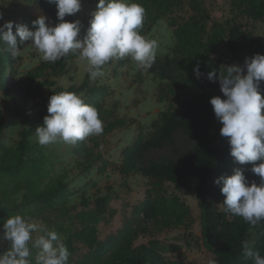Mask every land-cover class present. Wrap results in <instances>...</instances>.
I'll list each match as a JSON object with an SVG mask.
<instances>
[{
  "label": "trees",
  "instance_id": "16d2710c",
  "mask_svg": "<svg viewBox=\"0 0 264 264\" xmlns=\"http://www.w3.org/2000/svg\"><path fill=\"white\" fill-rule=\"evenodd\" d=\"M29 1L51 21L61 22L57 20L55 4L48 3V0ZM202 1L132 0L145 9L140 31L142 36L146 38L158 21L166 20L175 40L170 60L174 74L170 78L159 75L157 100L167 103V108L152 122L150 134L144 133V126L137 119L119 117L117 103L108 108L106 99L111 95V87L98 82L92 84L88 73L79 86L45 90L46 87H53L54 79L68 72L76 56L70 54L54 64L41 61L23 78L15 81L21 57L13 58L5 50L6 43L0 44L1 95L23 119L16 148L0 144V177L4 179L0 203H3L5 212L27 208L20 215L29 218V222L37 219L53 223L65 235L64 244L70 252L67 264H182L172 263L166 258L168 253L178 251L180 247L167 245L159 237L164 233L189 230L192 226L191 210L179 196L167 192V185L175 191L195 196L200 211L202 246L211 252V260H215L216 264H253L251 257L243 255V241L264 256V222L251 227L241 217L226 213L222 205L224 197L220 192L221 186L214 183L222 175L231 176L236 169H242L249 182L254 181L258 185L260 178L250 171L251 163L241 165L231 157L228 138L220 135L222 124L216 120L209 103L213 97H224L218 80L210 82L207 79L211 71L219 73L222 67L233 64L243 68L245 58L264 55V32L258 36L248 30L250 23L264 24V0H225L232 17L224 22L212 19ZM98 2L89 0L90 13L85 20V29L80 31L78 38L81 40L86 35L88 22ZM37 18L30 11H24L18 23L11 18H7L6 22H13L15 35V25L18 24L35 31L33 21ZM241 19H246V22L242 23ZM64 21L76 20L65 16ZM30 43L21 42L17 37L20 51ZM131 61L130 57L117 60V66L123 67ZM197 65L199 75L193 71ZM151 71L157 74L155 70ZM61 91L83 93L82 100L98 110L103 122L102 134L70 145L77 171L84 174L96 167L99 175L111 171L125 179L140 176L148 180L144 199L134 205L130 213L124 214L122 227L103 240L98 237L99 225L107 223L113 216L107 207L110 197H98L94 208L86 209L90 201L81 195L80 204L86 208L71 212L67 206L65 174L57 175L46 184L34 180L26 185L23 202L16 204L12 199L22 188L17 183L18 178L31 173L36 158L42 155L41 147L32 144L31 137L48 115L50 96ZM259 91L264 99V81L260 83ZM261 114L264 115V109ZM191 116L197 118V124L193 123ZM5 127L0 106V141ZM132 127H135L137 134L133 142L123 149L120 163L107 159V137L115 131ZM179 127L197 139L194 154L177 165L151 162L142 166L137 162L146 149L171 141L173 132ZM255 163L259 164L260 161ZM1 213L0 209V219L3 218ZM140 239L146 241L137 243ZM74 243L82 245L86 251L76 255Z\"/></svg>",
  "mask_w": 264,
  "mask_h": 264
},
{
  "label": "clouds",
  "instance_id": "9594fccd",
  "mask_svg": "<svg viewBox=\"0 0 264 264\" xmlns=\"http://www.w3.org/2000/svg\"><path fill=\"white\" fill-rule=\"evenodd\" d=\"M56 5V17L61 21L55 27L46 23V17L33 21L35 31L11 21L0 27V44L15 58L20 41H31V46L48 63H56L70 54L86 62L90 79L103 75L102 68L109 61L130 57L137 67L147 71L156 60L158 42L140 34L145 19V9L132 0H99L91 14L86 35L79 37V21L65 22L66 15L80 11L81 0H48ZM0 19L3 14L0 13ZM193 71L199 75V66ZM207 79L218 80L219 96L210 99L216 120L222 124L220 135L228 138L230 155L235 162L251 163L250 171L260 178L257 185L249 182L242 169L231 176H220L214 181L220 185L224 197L222 205L228 214L241 217L251 227L264 222V99L259 88L264 81V55L245 58L243 68L233 64L222 67L219 73L211 71ZM47 113L42 124L35 128L36 142L41 146L63 142L74 145L103 132V122L98 110L85 103L73 92L61 91L50 96ZM260 161L259 164L255 162ZM39 230L42 234L33 239ZM3 239L9 242L8 250L0 254V264H67L70 252L59 234L46 227L29 222L19 214L9 216L3 223ZM243 255L251 257L253 264H264V256L253 251L247 241L242 242ZM32 249H37L33 262ZM208 264H216L209 260Z\"/></svg>",
  "mask_w": 264,
  "mask_h": 264
},
{
  "label": "rangeland",
  "instance_id": "374dc122",
  "mask_svg": "<svg viewBox=\"0 0 264 264\" xmlns=\"http://www.w3.org/2000/svg\"><path fill=\"white\" fill-rule=\"evenodd\" d=\"M203 7L209 12L212 19L218 22H224L232 17L230 8L225 0H203ZM89 0H81V9L73 15L76 21L81 23V30L85 29V20L90 13ZM24 11H30L33 15L46 17L34 4L29 0H0V13L3 19H0V25H3L7 18L19 22ZM184 13V12H183ZM186 15V13H184ZM47 18V17H46ZM49 26L55 27L60 22L46 19ZM242 23L246 19H241ZM248 30L256 35L264 32V24L250 23ZM147 39H153L158 42L156 60L152 68L157 74L152 73L151 69L144 71L137 67L133 60L123 67L117 66V60L109 61L103 66V75L95 79L94 82L104 83L111 87V95L106 99V106L109 108L117 103V115L119 117L137 119L144 126V133L152 132L151 124L159 115L166 110L167 103H159L157 100L159 75L164 78L173 76L174 71L170 65L173 56V48L175 40L172 29L168 26L166 20H160L150 30ZM19 56L21 61L18 65V76L15 81L24 77V75L33 67L43 61L40 54L34 50L31 43L22 51ZM86 62L74 60L68 72L54 79L53 87H46L48 92L55 87L68 88L71 85L79 86L86 74ZM166 83V81H165ZM84 98L83 93L77 94ZM0 106L1 119L5 121L6 127L0 144L7 148H16L19 140V130L23 127V119L18 114L15 107L2 98L0 90ZM193 123L197 124L198 120L191 116ZM137 131L135 127L127 130H118L107 137L106 158L114 163H120L121 153L123 149L130 145ZM31 143L39 145L36 142L35 134L31 137ZM197 139L179 127L172 135L171 141H167L159 147L148 148L143 151L137 158V162L146 166L151 162H171L177 165L189 155L195 153ZM42 155L36 159V165L32 168L31 173L18 178L17 183L22 185L20 191L12 196L16 204L23 202L22 196L26 192V185L34 180H39L43 184L48 183L57 175H66V183L68 185L67 206L71 212L74 210L79 212L84 208L80 203L81 195H84L90 205L86 209L94 208L95 199L98 197H110L108 203L109 211L113 212L112 218L107 223L99 225L98 237L103 240L110 233H115L122 227L124 214H128L134 205H137L144 199L145 191L148 188V180L140 176H132L127 179L122 178L119 174L108 171L104 175L97 174L96 167L92 168L88 173L80 174L74 166L75 159L71 152V146L63 142L51 145L41 146ZM4 179L0 177V189L3 187ZM168 193L179 196L190 208L192 216V226L189 230L175 231L164 233L159 240L167 245L179 246L178 251H172L166 255V258L172 263L181 262L182 264H208L212 259V254L202 246L201 242V226L200 211L197 206V200L194 195L184 191H175L171 186H166ZM0 203L3 218L0 219V225L6 221L9 216L25 213L27 208L13 212H5ZM53 216V215H52ZM31 223L36 224L38 228L46 227L48 230H54L59 234L63 243H65V235L59 231L53 223H45L42 220L32 219ZM42 233L37 230L32 234L33 239ZM140 239L137 243L145 242ZM9 242L3 239V225L0 226V254L6 252ZM73 248L77 249L76 255L84 253L85 247L80 244H73ZM37 249H32V260L35 261Z\"/></svg>",
  "mask_w": 264,
  "mask_h": 264
}]
</instances>
